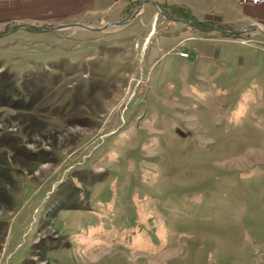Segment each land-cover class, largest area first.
Returning <instances> with one entry per match:
<instances>
[{"label": "rangeland", "instance_id": "374dc122", "mask_svg": "<svg viewBox=\"0 0 264 264\" xmlns=\"http://www.w3.org/2000/svg\"><path fill=\"white\" fill-rule=\"evenodd\" d=\"M82 7L0 0V264H264L258 34L84 37Z\"/></svg>", "mask_w": 264, "mask_h": 264}, {"label": "crops", "instance_id": "0c3cea01", "mask_svg": "<svg viewBox=\"0 0 264 264\" xmlns=\"http://www.w3.org/2000/svg\"><path fill=\"white\" fill-rule=\"evenodd\" d=\"M240 1L208 0L210 6L204 15L206 18L204 21L195 18L191 8L187 11L193 20L207 24L209 30L230 33L249 32L251 35L255 32L258 34V39L262 40L257 44L264 45V5H242ZM81 2L83 5L82 20L78 26L80 36L97 35L111 29L122 28L117 33L126 32L125 37L136 42L146 32V36L142 38L144 43L149 34L156 30L158 24L166 21V17L161 16L155 6L163 12L164 10L170 12L173 8L180 7L186 9L180 0H103L98 4H95L94 0H81ZM175 19L174 21L168 20L174 25L183 22L182 19ZM125 22V25L105 28L109 24H124ZM212 42L215 43L213 40Z\"/></svg>", "mask_w": 264, "mask_h": 264}, {"label": "trees", "instance_id": "16d2710c", "mask_svg": "<svg viewBox=\"0 0 264 264\" xmlns=\"http://www.w3.org/2000/svg\"><path fill=\"white\" fill-rule=\"evenodd\" d=\"M173 10H174V12L178 13L179 19L188 21L189 23H191V25L196 24L195 23L196 21L193 20V18L190 16L189 12L186 9L180 7V8H173ZM200 27H201V29H203V28L210 29L209 26H207L206 24L200 25ZM233 38L236 39V38H238V36H233Z\"/></svg>", "mask_w": 264, "mask_h": 264}, {"label": "water", "instance_id": "95a60500", "mask_svg": "<svg viewBox=\"0 0 264 264\" xmlns=\"http://www.w3.org/2000/svg\"><path fill=\"white\" fill-rule=\"evenodd\" d=\"M155 8H156V10H157V12H158L159 14H161V15H163V16H167L163 11L159 10L156 6H155ZM118 25H122V24H109V25L105 26V28H106V27H110V26H118ZM105 28H104V29H105ZM217 31L223 33L224 35H230V36L232 35V36H238V37H239L240 34H242V32H238V33H230V32H223V31H220V30H217Z\"/></svg>", "mask_w": 264, "mask_h": 264}, {"label": "built area", "instance_id": "2783aa9c", "mask_svg": "<svg viewBox=\"0 0 264 264\" xmlns=\"http://www.w3.org/2000/svg\"><path fill=\"white\" fill-rule=\"evenodd\" d=\"M242 5H250V6H258V5H264V0H241L240 1ZM182 57L186 56L183 54H180Z\"/></svg>", "mask_w": 264, "mask_h": 264}, {"label": "flooded vegetation", "instance_id": "af4514ba", "mask_svg": "<svg viewBox=\"0 0 264 264\" xmlns=\"http://www.w3.org/2000/svg\"><path fill=\"white\" fill-rule=\"evenodd\" d=\"M165 13V12H164ZM166 15L167 16H164V17H167L169 20H172V21H174V20H176L174 17H171V16H169L167 13H166ZM161 16H163V15H161ZM126 24V22L124 23V24H122V25H125ZM126 38V37H125ZM126 40H132L131 38H126Z\"/></svg>", "mask_w": 264, "mask_h": 264}]
</instances>
